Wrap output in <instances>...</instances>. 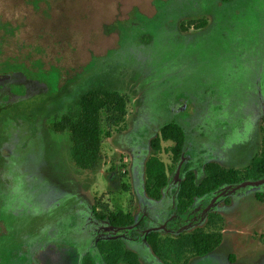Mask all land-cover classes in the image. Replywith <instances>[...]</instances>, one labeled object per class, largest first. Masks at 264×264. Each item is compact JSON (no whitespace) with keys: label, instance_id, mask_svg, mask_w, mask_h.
I'll return each mask as SVG.
<instances>
[{"label":"rangeland","instance_id":"obj_1","mask_svg":"<svg viewBox=\"0 0 264 264\" xmlns=\"http://www.w3.org/2000/svg\"><path fill=\"white\" fill-rule=\"evenodd\" d=\"M7 77L0 264H80L84 254L101 264L94 245L113 237L141 264H161L145 232L208 231L209 214L222 220V242L189 264H264V203L255 199L264 183L222 188L184 215L172 180L159 202L143 192L151 140L169 123L185 134L181 163L168 174L175 180L183 166L200 181L207 163L242 170L258 154L264 0H0V78ZM97 89L125 96L126 116L119 127L102 126L99 162L80 171L69 134L55 126L76 120L80 98ZM170 146L160 143L166 166ZM92 207L131 214L142 229L113 231Z\"/></svg>","mask_w":264,"mask_h":264},{"label":"trees","instance_id":"obj_2","mask_svg":"<svg viewBox=\"0 0 264 264\" xmlns=\"http://www.w3.org/2000/svg\"><path fill=\"white\" fill-rule=\"evenodd\" d=\"M8 80V77L0 78V88L6 86L5 83ZM1 92H5L3 88ZM126 105V97L118 92L92 90L80 98L76 120L64 119L62 123L55 126L56 133L67 132L69 134L71 143L69 154L78 170L91 171L96 168L100 159L101 128L103 125L119 127L126 116ZM8 107L0 101V115H2L1 110ZM158 132L159 135L151 140L153 154L144 164L143 192L152 202H159L172 180L176 189L174 196L176 211L179 215L186 214L196 201L215 194L222 188H246L264 183V119L260 126L259 152L247 167L237 170L224 168L215 163H207L203 167L204 177L200 181H197L195 172L187 166L181 167L178 180L168 177L172 168L180 165L185 153V134L180 126L173 123L164 125ZM1 139L0 146L7 147ZM161 142L171 144L168 150H165L169 153V166H166L158 156ZM1 149L0 147V161L3 163L0 177L10 176L6 170L8 156L3 155L2 157ZM12 152L10 150V156ZM255 199L264 203V194H255ZM103 209L106 208L103 207ZM91 212L97 221L105 222L113 231L142 229L141 222H138L131 214L115 213L108 209L104 213H99L95 207L91 208ZM205 229L210 230L196 229L187 234L175 233L172 237H162L159 228L150 229L145 232L144 240L152 255L161 264H189L193 258H202L213 253L222 242V220L219 216L209 214ZM94 249L101 264H141L138 255L125 247L122 237L98 240ZM80 264H96V262L89 254H84L80 258Z\"/></svg>","mask_w":264,"mask_h":264},{"label":"flooded vegetation","instance_id":"obj_3","mask_svg":"<svg viewBox=\"0 0 264 264\" xmlns=\"http://www.w3.org/2000/svg\"><path fill=\"white\" fill-rule=\"evenodd\" d=\"M7 5H9V4L7 3ZM24 5H27V4H24Z\"/></svg>","mask_w":264,"mask_h":264}]
</instances>
